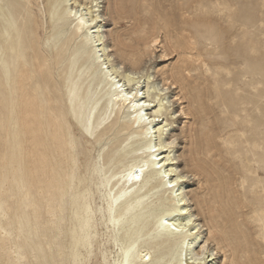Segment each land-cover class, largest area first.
Listing matches in <instances>:
<instances>
[{"label": "bare ground", "instance_id": "1", "mask_svg": "<svg viewBox=\"0 0 264 264\" xmlns=\"http://www.w3.org/2000/svg\"><path fill=\"white\" fill-rule=\"evenodd\" d=\"M100 2L0 0V64L5 66H0V254L8 235L11 193L19 231L27 241L49 232L56 241L64 211L72 206L78 222L90 227L96 219L99 223L94 226L105 229L111 250L108 264H213L218 251H224L220 243L231 247L229 264H253L245 232L232 224L235 210L246 208L245 214L258 222L264 250V186L256 189L258 177L245 175L251 192L260 195L252 203L236 202L224 177L214 170L207 173L210 185L203 203L210 235L219 234L218 251L209 249V238L200 242L203 226L184 192L188 175L178 170L176 140L167 138L172 101L153 83L151 74L136 76L139 72H124L112 62ZM35 3L50 24L44 44L32 12ZM194 27L191 38L209 39L208 33ZM133 62L142 64L139 58ZM173 77L181 80V90H187L182 73ZM187 94L196 103L201 126L197 156L192 158L197 164L200 155L210 158L216 145L204 100L192 91ZM251 141L263 145L259 134ZM227 152L232 155L233 148ZM258 159L264 162L263 155ZM91 167L96 174L92 180ZM90 181L103 194L98 217L91 205ZM78 192L86 199L80 207ZM80 242L79 249L74 242L75 254L91 259L94 248L84 239ZM41 246L33 243L31 249L41 254L44 264H55L63 253L60 246L56 251L50 248L51 253Z\"/></svg>", "mask_w": 264, "mask_h": 264}, {"label": "rangeland", "instance_id": "2", "mask_svg": "<svg viewBox=\"0 0 264 264\" xmlns=\"http://www.w3.org/2000/svg\"><path fill=\"white\" fill-rule=\"evenodd\" d=\"M100 1L104 35L111 50L112 62L120 65L124 72H139L136 76L151 74L153 83L163 93L166 92L172 101L169 108L172 113L169 121L172 123L167 138L176 140L174 156L178 170L188 175L184 192L203 226L200 242L203 244V240L209 238V249H216L217 252L219 234L210 235L208 209L203 203L210 185L207 173L211 174L214 170L222 175L236 202L243 199L246 203H252L253 197L260 195L259 192H251L250 181L245 175L258 177L256 189L264 186V162L258 159L259 155L264 157V0ZM32 12L38 18L40 41L44 44L51 30L50 24L38 13L37 3L32 6ZM23 17L20 14V24ZM166 22L168 26H165ZM144 25L146 28L143 31ZM195 25L199 26L201 32L208 33L211 39L201 36L199 39L191 38ZM25 33L23 27L21 36L24 37ZM133 58L141 59V66L134 64ZM0 66L2 69L5 67ZM186 67L190 71L185 70ZM181 73L187 90L178 87L181 80L174 81L173 75L180 78ZM142 85L145 86V83ZM188 90L199 94L204 100L209 110V131L216 145L211 157L200 155L202 159L197 160V164L192 158L197 156L195 142L201 137V126L194 109L196 103L188 98ZM74 126L77 127L75 123ZM76 127L74 132H77ZM258 134L263 145L251 141L252 136ZM228 147L233 148L232 155L228 154ZM253 157L257 161H251ZM96 164L102 166L101 156L96 158ZM95 176L91 167L88 177L92 180ZM90 193L92 209L98 217L100 212L97 206L103 194L97 192L91 181ZM10 194L9 216L5 225L8 235L4 242L5 250L0 254V264H44L45 259L42 260L41 254L32 251L33 243H40L48 253L60 246L63 253L58 254L55 264H108L111 250L106 243V231L94 226L95 222L96 225L99 223L96 219L87 227L77 221L70 206L64 211L60 224L62 231L56 241L49 237L51 232L47 227L51 226L48 223V236L40 234L27 241L24 233L19 231L14 211L16 200ZM77 196L76 203L79 201L80 207L86 199L82 198L81 192ZM235 211L232 225L236 224L245 232L249 248L252 249L249 253L252 263L264 264V250L259 244L263 237L258 222L253 220L252 214H245L246 208ZM71 222H75L72 228ZM73 231H76L77 237H73ZM83 239L89 242L90 249L94 248L95 254L90 256L91 259L78 251L75 254L74 242L78 243L79 249ZM96 240L99 244H95ZM50 241L52 243L48 244ZM116 242L117 250L120 246L118 237ZM220 245L224 251H218L213 264H229L230 258L226 257L231 256V247L224 243ZM50 248L52 251H49ZM18 253L22 257L17 258Z\"/></svg>", "mask_w": 264, "mask_h": 264}, {"label": "snow or ice", "instance_id": "3", "mask_svg": "<svg viewBox=\"0 0 264 264\" xmlns=\"http://www.w3.org/2000/svg\"><path fill=\"white\" fill-rule=\"evenodd\" d=\"M82 23H83V21H81ZM126 99L128 98V97H125ZM137 179H139V177H136ZM189 223H191V221H189Z\"/></svg>", "mask_w": 264, "mask_h": 264}]
</instances>
